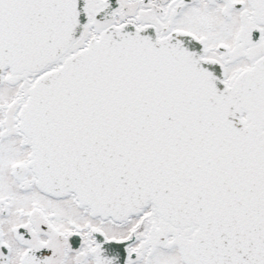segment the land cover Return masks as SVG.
Instances as JSON below:
<instances>
[{
	"label": "snow or ice",
	"instance_id": "obj_1",
	"mask_svg": "<svg viewBox=\"0 0 264 264\" xmlns=\"http://www.w3.org/2000/svg\"><path fill=\"white\" fill-rule=\"evenodd\" d=\"M0 264H264V0H0Z\"/></svg>",
	"mask_w": 264,
	"mask_h": 264
}]
</instances>
